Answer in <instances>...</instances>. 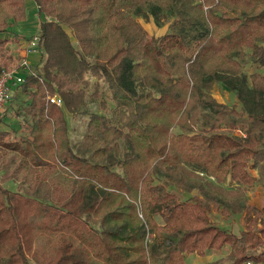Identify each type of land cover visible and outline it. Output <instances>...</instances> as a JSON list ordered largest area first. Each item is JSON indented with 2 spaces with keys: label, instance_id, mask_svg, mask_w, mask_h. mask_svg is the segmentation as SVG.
<instances>
[{
  "label": "trees",
  "instance_id": "obj_1",
  "mask_svg": "<svg viewBox=\"0 0 264 264\" xmlns=\"http://www.w3.org/2000/svg\"><path fill=\"white\" fill-rule=\"evenodd\" d=\"M34 1L40 29L24 37L25 0H0V74L24 75L0 114V264H184L224 247L207 264H264L247 198L264 188V0ZM149 17L169 30L149 34ZM22 39L38 63L9 53Z\"/></svg>",
  "mask_w": 264,
  "mask_h": 264
},
{
  "label": "rangeland",
  "instance_id": "obj_2",
  "mask_svg": "<svg viewBox=\"0 0 264 264\" xmlns=\"http://www.w3.org/2000/svg\"><path fill=\"white\" fill-rule=\"evenodd\" d=\"M38 9V7H37ZM139 22L142 24L143 27L146 28L149 34L154 35V36H159L162 35L163 33L167 32L169 30L168 26L169 23L164 24V25H157L156 22L152 18H144L138 19ZM24 42H18V43H9L7 45V49L9 53H11L13 56H15V59L19 61L21 58L20 56V51L23 47L26 46L28 41L26 39H22ZM27 42V43H26ZM244 70L246 72H250L252 70V67H250L249 64L244 67ZM213 95L214 97L221 102H224L228 105L232 104H237L238 99L236 98L235 94L232 93L230 90H228L224 85H216L213 88ZM87 111H93L95 110V104L92 102H89L88 105L85 107ZM87 120H88V115L81 114L77 117L72 118L71 116H68V124L70 127V138L72 139L73 145L81 141V137L83 133L86 130L87 127ZM175 133L179 131V128L176 127L173 130ZM254 175H257L256 171H252ZM1 176V174H0ZM12 183V182H11ZM5 183L8 188L15 189V185L12 183ZM225 187L229 189H236L237 183H230L229 179L226 181V183L223 184ZM173 192L177 193L174 189H172ZM178 194V193H177ZM181 197H184L181 196ZM247 198L250 202V204L256 206L261 212L262 216L264 218V188L261 186L260 183H256L255 185L249 187L247 189ZM244 213L243 214H229V215H222L221 211L219 209H215L210 212V217L214 221H218L220 224L227 226L230 228L233 232L239 233L242 229L245 228L246 226V221L244 218ZM228 247H224V250L218 251V250H213L215 252L213 253H208L207 255L209 256L208 259L210 260H217L219 257L221 258L224 256V254H227ZM195 257H202L200 255L195 254H187L186 255V264H195L192 262V259Z\"/></svg>",
  "mask_w": 264,
  "mask_h": 264
},
{
  "label": "crops",
  "instance_id": "obj_3",
  "mask_svg": "<svg viewBox=\"0 0 264 264\" xmlns=\"http://www.w3.org/2000/svg\"><path fill=\"white\" fill-rule=\"evenodd\" d=\"M25 5L27 11V18L24 21L18 22L14 29L19 33L20 36L28 37L36 35L40 29V21L41 18L39 16V9H37V5L34 0H25ZM22 41V42H21ZM20 42L23 43L24 41L21 40ZM27 43V42H26ZM29 41L25 47H23L20 51V56L24 58V60L28 63V65H34L38 63L41 59V54L37 51L29 49ZM12 122V120H10ZM1 126V125H0ZM224 249H222L223 251ZM221 251V250H218ZM210 253L215 251L209 250ZM209 253V254H210ZM198 255V254H197ZM208 255L202 257H195L192 259V262L195 264H207L213 260L208 259ZM220 258V257H219ZM186 264V259L185 263Z\"/></svg>",
  "mask_w": 264,
  "mask_h": 264
},
{
  "label": "built area",
  "instance_id": "obj_4",
  "mask_svg": "<svg viewBox=\"0 0 264 264\" xmlns=\"http://www.w3.org/2000/svg\"><path fill=\"white\" fill-rule=\"evenodd\" d=\"M34 44V41H32ZM23 65L28 66V63L24 60ZM24 80V75L20 73V70L16 67L0 74V114L8 106L12 96V86L16 83H20ZM50 101L57 105H62L63 100L61 96H52ZM246 264H255L254 262H247Z\"/></svg>",
  "mask_w": 264,
  "mask_h": 264
}]
</instances>
